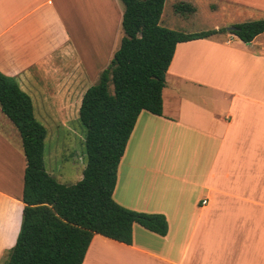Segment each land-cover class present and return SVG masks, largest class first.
I'll list each match as a JSON object with an SVG mask.
<instances>
[{
	"label": "crops",
	"instance_id": "1",
	"mask_svg": "<svg viewBox=\"0 0 264 264\" xmlns=\"http://www.w3.org/2000/svg\"><path fill=\"white\" fill-rule=\"evenodd\" d=\"M111 2L109 23L103 9L107 26L84 51L63 10L83 3L87 13L85 0H0V72L30 97L44 128L62 125L77 103L85 61L94 70L119 47L124 8ZM180 3L193 12H175ZM261 19L264 0H165L160 25L194 34ZM25 167L20 135L0 109V260L19 232ZM113 199L163 214L168 232L134 225L131 245L94 235L82 264H264V32L249 43L225 33L175 46L162 115L139 114Z\"/></svg>",
	"mask_w": 264,
	"mask_h": 264
},
{
	"label": "trees",
	"instance_id": "2",
	"mask_svg": "<svg viewBox=\"0 0 264 264\" xmlns=\"http://www.w3.org/2000/svg\"><path fill=\"white\" fill-rule=\"evenodd\" d=\"M119 1L124 8L119 47L98 81L84 92L78 111L85 128L86 163L75 184L59 183L46 172V130L34 117L30 97L0 72V109L20 135L26 162L20 228L2 264H82L94 235L131 245L134 225L165 236L163 214L129 210L113 199L118 166L135 122L142 111L162 115L165 76L178 43L225 33L249 43L264 32L261 19L236 24L232 32L220 28L186 34L160 25L165 0ZM174 10L193 12L183 3Z\"/></svg>",
	"mask_w": 264,
	"mask_h": 264
},
{
	"label": "rangeland",
	"instance_id": "3",
	"mask_svg": "<svg viewBox=\"0 0 264 264\" xmlns=\"http://www.w3.org/2000/svg\"><path fill=\"white\" fill-rule=\"evenodd\" d=\"M111 1L112 0H85V7L90 6L91 8V11L88 10L87 13L84 11L82 0H78L79 5L82 3V10L77 9L75 12L70 9L63 10L64 17L69 28L74 33V37L76 38L78 36V39L75 42L76 46L82 47L84 45L90 47V44L93 43L95 38L99 35V27L107 26L106 21H104L101 15L103 9H107V23H109L110 11H113V2ZM116 2L119 1L116 0ZM119 3L122 6V3ZM216 6L217 8L220 7L218 4H216ZM86 9H88V7ZM89 11L94 14V18ZM220 13L221 10L218 14ZM119 27L122 32L121 25H119ZM85 29L88 33H86ZM121 32L120 35L122 36ZM85 37L87 39H85ZM85 43H87V45H85ZM75 44L73 45V48L75 51L74 54L76 55L73 54L71 57L73 63L75 62L74 57L77 60L79 56ZM84 46L83 49L86 51ZM83 49H79V52H83ZM71 52L73 53V51ZM110 60H104L101 64H96L97 66L94 70L89 66L88 62L85 61V67L89 74L84 76V81L76 88L78 98L77 103L73 104V102H71L69 110L65 113V122L62 125H57L53 128L45 127L46 138L43 153L44 167L46 172L52 175L59 183L72 185L82 178L86 156L84 148L85 128L78 118L81 97H83L84 92L90 86L98 81L99 74L102 70L108 67ZM110 91L112 92V86H110ZM75 97L76 96L74 95V101ZM2 262L3 259L0 261V264H2Z\"/></svg>",
	"mask_w": 264,
	"mask_h": 264
},
{
	"label": "water",
	"instance_id": "4",
	"mask_svg": "<svg viewBox=\"0 0 264 264\" xmlns=\"http://www.w3.org/2000/svg\"><path fill=\"white\" fill-rule=\"evenodd\" d=\"M226 29H227L228 32H232V31L235 30V28H234L233 26H230V27H228V28H226Z\"/></svg>",
	"mask_w": 264,
	"mask_h": 264
},
{
	"label": "built area",
	"instance_id": "5",
	"mask_svg": "<svg viewBox=\"0 0 264 264\" xmlns=\"http://www.w3.org/2000/svg\"><path fill=\"white\" fill-rule=\"evenodd\" d=\"M205 202L203 201L202 204H204Z\"/></svg>",
	"mask_w": 264,
	"mask_h": 264
}]
</instances>
